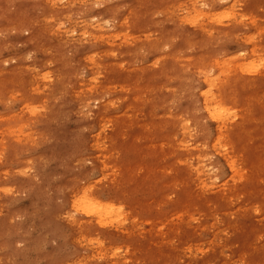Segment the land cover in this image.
I'll return each mask as SVG.
<instances>
[{
    "label": "rangeland",
    "instance_id": "1",
    "mask_svg": "<svg viewBox=\"0 0 264 264\" xmlns=\"http://www.w3.org/2000/svg\"><path fill=\"white\" fill-rule=\"evenodd\" d=\"M188 1L0 0V264H66L90 255L79 250L64 220L56 221L61 242L48 235L35 240L44 230L41 208L89 185L93 198L113 202L126 226L135 228L126 240L106 235L107 243L130 247L137 261L123 246L118 257L125 264H264V0H238L236 13L247 20L236 28L234 21L217 26L205 16L222 13L233 0L197 3L201 15L194 26L184 20L186 13L198 15ZM51 14L62 16L52 29ZM99 18L107 21L101 32L138 39L125 44L122 35L114 42L117 57L105 56L111 47L91 33ZM255 46L258 56L249 58ZM92 59L103 67L96 75ZM228 60L229 69H218L216 62ZM241 62L248 70L258 63L259 73L231 67ZM201 70L218 79L215 92L236 110L223 139L203 108L208 86ZM105 86L115 87L108 92ZM184 142L187 150L179 148ZM198 154L206 187L189 167ZM232 157L245 180L233 181ZM183 209L191 217L181 222L174 212ZM173 215L184 230L175 244H191V254L154 239L160 227L152 233L150 221ZM55 253L51 263L47 257Z\"/></svg>",
    "mask_w": 264,
    "mask_h": 264
},
{
    "label": "bare ground",
    "instance_id": "2",
    "mask_svg": "<svg viewBox=\"0 0 264 264\" xmlns=\"http://www.w3.org/2000/svg\"><path fill=\"white\" fill-rule=\"evenodd\" d=\"M102 1V0H100ZM255 1V0H254ZM163 2V0H162ZM185 2V1H184ZM211 2V1H210ZM238 0H233L232 2V5L226 9L225 11L222 10V13H212V14H205V16L209 19V22L214 24L213 22H215L217 24V26L219 24L223 25L222 23L226 20V21H234V24L233 22L230 24L236 28L238 25L237 24H241L245 19L246 17L243 16V15H239L238 13H236L237 11V7L239 6L238 5ZM183 3V2H182ZM186 3H189V5L192 7L191 9L193 10V12H195L197 14L198 12V15H194L191 14V16L187 17V14L185 15V19L184 20H187L188 22L191 21V25L193 24L194 26V23H198V16L201 15L200 11L198 10V5L197 3H203V4H207L208 1L207 0H189L188 2ZM220 3V2H219ZM221 3H224V2H221ZM255 3H259L258 1L255 2ZM173 3L171 2V5ZM177 4V3H176ZM260 4V3H259ZM175 3L172 5L174 6ZM188 5V4H186ZM197 5V6H196ZM215 5H216V2H215ZM219 5V4H218ZM161 6V5H160ZM183 6H185V4H183ZM223 6V5H222ZM170 7V6H169ZM172 8V7H171ZM186 8V7H185ZM226 8V7H225ZM174 11L176 10L175 8H173ZM171 9V10H173ZM189 10V8L187 9ZM242 10V9H241ZM108 11V10H107ZM111 11V10H110ZM109 11V12H110ZM154 11V10H153ZM161 11V10H160ZM163 11H165L163 9ZM161 11V12H163ZM166 11L167 8H166ZM178 11V10H177ZM180 11V12H179ZM179 14L177 15H180V13L182 12V9L179 10ZM240 11V10H239ZM171 13V11L169 10L168 13ZM183 12H184V9H183ZM186 12V11H185ZM188 12V11H187ZM191 12V11H190ZM50 12L48 11V14ZM153 13V12H152ZM164 13V12H163ZM166 13V12H165ZM173 13V12H172ZM177 13V12H176ZM176 13H173V14H176ZM200 13V14H199ZM252 13V11H251ZM172 14V16H173ZM190 14V13H189ZM105 15V14H104ZM171 15V14H170ZM193 15V16H192ZM140 16V14H139ZM172 16L170 18H172ZM204 16V15H202ZM201 16V17H202ZM181 17V16H180ZM200 17V16H199ZM248 18V17H247ZM141 19V18H139ZM181 19L180 22L183 20ZM192 19V20H191ZM61 20H62V16L61 14H51V16L49 17H46V21H47V25L51 27L52 29V26L53 25H56L59 26V24L61 23ZM177 20V19H176ZM183 20V21H184ZM201 20H205L203 18H201ZM247 20V19H246ZM179 21V20H178ZM183 21L181 23H183ZM208 21V20H207ZM105 21L104 19H101L99 18L98 20V23L92 27V31L91 33L95 35V39L96 40H99L101 42H103L106 46H110L111 47V50L109 53H107L105 56H109V57H112V58H115L117 57V45L116 43V39H119L122 35L125 34V32H123L124 34H120V33H115L114 36H112V34H107V33H103L101 32L102 30V25L105 24ZM208 22V23H209ZM121 23H124L122 25H126V29H129V26H128V23H127V20H125V22H121ZM203 23V22H202ZM237 23V24H236ZM247 23V22H246ZM250 23H251V26H253L254 28H258V21L256 18H251L250 19ZM195 24V25H196ZM207 24V23H205ZM215 24V25H216ZM229 24V23H228ZM249 24V23H248ZM247 24V25H248ZM174 25H178V23H174ZM181 25V24H180ZM185 25V23H184ZM186 25H187V22H186ZM190 25V26H191ZM202 25V26H201ZM199 27L196 26V27H199L203 32L204 31H209L208 28L209 26L208 25H205L203 26V24H201ZM47 26V28H48ZM119 26V25H118ZM224 26V25H223ZM222 26V27H223ZM229 26V25H228ZM185 27V26H184ZM192 27V26H191ZM230 27V26H229ZM138 28V27H137ZM137 28L136 30L134 29V31H137ZM213 28V27H212ZM216 28V27H215ZM228 28V27H227ZM242 29H244L245 27H242ZM247 28V27H246ZM251 28V27H250ZM59 29V28H58ZM199 29V30H200ZM226 29V28H225ZM234 29V28H233ZM56 30V29H55ZM217 30V29H216ZM241 30V29H239ZM238 30V31H239ZM252 30V29H251ZM250 30V31H251ZM59 32L61 30H58ZM65 31V34L68 38V32L69 30H64ZM63 31V32H64ZM73 31H78L77 28L73 29ZM128 31V30H127ZM175 31H176V28H175ZM174 31V32H175ZM194 31V30H193ZM221 31V30H219ZM224 31V30H222ZM228 31H230V34L229 36L233 35L231 33V27L230 29L228 28ZM245 31V30H244ZM243 31V32H244ZM255 31V30H254ZM62 32V31H61ZM216 32V31H215ZM226 32V31H225ZM225 32H223L225 34ZM237 32V30H236ZM263 32V31H261ZM127 33V32H126ZM170 33V32H169ZM213 33V32H212ZM218 33V31H217ZM64 33L62 35H65ZM84 34V33H83ZM173 31H172V35H169L170 37L173 36ZM206 34V33H205ZM219 34V33H218ZM240 34V33H238ZM59 35V34H58ZM57 35V36H58ZM211 34H209L210 36ZM226 35V34H225ZM237 35V34H236ZM263 35V34H262ZM61 36V35H59ZM143 36V35H142ZM165 36V34H164ZM168 36V37H169ZM207 36H208V33H207ZM222 36V35H221ZM228 36V33L227 35ZM252 36V35H251ZM62 37V36H61ZM123 37L124 38V42L125 44H127L128 41L132 40L133 42L136 41L138 38L137 37H132V35H124ZM163 37V36H162ZM167 37V38H168ZM169 37V38H170ZM174 37V36H173ZM211 37V36H210ZM235 37V36H234ZM263 37V36H262ZM165 38V37H164ZM236 38V37H235ZM166 39V38H165ZM171 39V38H170ZM201 39V38H200ZM248 39H252V37H248ZM146 40V39H145ZM144 40V41H145ZM143 41V39L141 40ZM250 41V42H251ZM164 42V41H163ZM129 44V43H128ZM249 44V43H248ZM132 45V44H131ZM251 45V44H250ZM109 47V48H110ZM127 47V46H125ZM135 47V46H134ZM137 47V46H136ZM256 47V46H255ZM121 50V49H120ZM119 50V51H120ZM123 51V50H122ZM121 51V52H122ZM260 50L256 47V48H253L252 52H251V56L249 58H255L257 57L258 55H256L255 53L259 52ZM126 54V51L123 52V54ZM125 55H123L124 57ZM167 58V57H166ZM171 59V57H169ZM203 58V57H202ZM238 58V57H237ZM179 60V59H178ZM237 60V59H236ZM240 60V59H239ZM187 61V60H186ZM190 61V59L188 60ZM213 61V60H212ZM231 60H228V61H225V63H221L219 64V62L217 63L216 62V65L217 67H219L218 69L220 70H224L225 68L229 69V65H231L230 63ZM179 62V61H178ZM181 62V61H180ZM184 62V61H183ZM175 63V62H174ZM186 64V63H185ZM189 64V63H188ZM191 64H193L191 62ZM174 65V64H173ZM90 66H91V70L94 72V75L97 74L98 71H101V68H103L99 63H97L95 61V59H92L91 63H90ZM166 66V65H164ZM250 68L248 70L247 66L244 65L243 62L241 63H236L235 65H232L231 67L233 68H236V69H239L240 71H244V73L246 71H250L251 73H259V68H260V65L258 63H251L250 64ZM116 67V66H115ZM123 67V66H122ZM210 68V67H209ZM212 68V67H211ZM119 69V68H118ZM117 69V70H118ZM214 69V67H213ZM177 70V69H176ZM167 71V70H166ZM199 71V70H198ZM124 72V71H123ZM203 75H204V78H205V83L207 84L208 86V89H206V91L202 92L201 93V96L203 98V108L205 109L206 113L208 114V116L218 125V135L220 136V139H223V135H222V131L227 127V125L229 124V120L233 118V116L235 115L236 113V110L235 108L229 106V105H226L224 101H222V99L220 98V96L217 95V93L215 92V87L218 85V83L216 81H218V79H213L211 76H208V74L206 72H203L202 70L200 71ZM237 72V71H236ZM122 73V71L120 72ZM125 74V73H124ZM221 74V73H220ZM231 76V74H230ZM241 76V75H240ZM239 76V77H240ZM121 77V76H119ZM259 77V75H258ZM229 79V78H228ZM261 79V78H260ZM116 80V79H115ZM117 81V80H116ZM115 81V82H116ZM93 82H95V84H93L92 86V90L91 91H94L96 89L95 85L98 84L96 80H94ZM113 80L110 82L112 83ZM122 82V80H121ZM108 82H106L107 84ZM114 83V82H113ZM82 85V84H81ZM80 85V86H81ZM227 85V84H226ZM230 85V84H229ZM206 86V85H205ZM224 86V85H223ZM234 86V85H233ZM115 86H105L104 89L106 88V90L108 92H110L111 90L114 89ZM40 88V87H39ZM223 89V88H222ZM223 91V90H222ZM223 93V92H222ZM225 98V97H224ZM233 106V104H231ZM243 105V103H242ZM101 110L104 111L107 107V105H101ZM99 107V108H100ZM235 107H238V106H235ZM179 119V118H178ZM177 124V123H176ZM177 126V125H176ZM179 144V143H178ZM177 144V145H178ZM179 148H182L184 150H187L188 148V143L187 142H184V143H181L180 147ZM201 153V152H200ZM203 154V153H202ZM202 154H198L197 157L195 158V166H189L191 171H193L196 176H197V179H198V183L200 185H202V187H206L207 184L206 182H204L202 180V176L204 175L203 172H204V168L202 166V162L204 161L203 160V156ZM229 164V167L232 168V170L235 172L234 174V178H233V181L236 180V179H244L246 177L245 175V171L244 170H241V171H238L237 170V159H235V157H232L230 162H228ZM246 170V169H245ZM232 172V171H231ZM211 177V176H210ZM208 178V177H207ZM204 180L206 178H203ZM247 179V178H246ZM252 180V178H249ZM245 180V179H244ZM232 181V179H231ZM195 182V180H194ZM208 183V181H207ZM186 185V184H185ZM225 185V184H224ZM228 186V185H226ZM232 186V185H231ZM86 187L84 186H81L79 187L78 189H74L73 191H71L70 189L68 191L65 192V195H64V201L63 202H60L59 200L55 201L53 204H51V202L45 204L41 210H40V214H39V217H38V224H41L44 228V230H41L38 235L36 236L35 240H38V243H41L45 240H47L46 236H52L55 237L56 239H58L59 242H61L63 239V231H62V228L56 224V221L57 220H64L67 222V224L75 231V239H74V242H76V245L77 247L79 248V250L83 251V252H90V255H81V256H78L76 260H74L73 262H70V263H66V264H93L95 262V260L98 258L100 259L102 262H104V264H125V261H123L124 259H121V257L119 258L118 257V254H119V249H121L123 246H124V252L125 254L128 256L129 259H132L133 262L137 261L135 258H133V253H131L132 251H130V247L128 245H113L111 243H107V242H110L107 238L106 235L108 234H115L116 236H119V237H123L124 239L123 240H126L127 238H131L130 236L134 233L135 231V228L132 227L129 228L126 226V223L124 222V220L126 219L124 216H123V210H121V208H118L113 202H102V201H99L98 199L96 198H93L92 195L90 194V188H92V186L89 185V187H87V189H85ZM209 188H207L208 190ZM224 189V188H223ZM223 189H222V194H223ZM197 190V189H196ZM200 190V189H199ZM203 190V189H202ZM212 190V188H211ZM234 190V189H233ZM204 191V190H203ZM229 191V188L228 190ZM201 192V191H200ZM199 192V193H200ZM220 192V191H219ZM218 192V193H219ZM92 193H94V191H92ZM205 192L201 193L200 195L204 194ZM208 193V192H207ZM229 193V192H228ZM231 193V192H230ZM237 193V192H236ZM263 193V192H262ZM225 194V193H224ZM239 194V193H238ZM228 195V194H227ZM230 195V194H229ZM228 195V196H229ZM233 195V194H231ZM226 196V195H225ZM236 196V195H233V197ZM199 196H197L198 198ZM227 197V196H226ZM59 198H60V195H59ZM188 198V197H187ZM200 198V197H199ZM218 198V197H217ZM224 198V197H223ZM221 198H219L220 200ZM233 199V198H232ZM222 202V201H221ZM69 203V210L66 211V208H68V204ZM51 204V205H50ZM184 205V204H182ZM186 206V205H185ZM196 206V205H195ZM197 207V206H196ZM188 208V207H187ZM185 208V209H187ZM181 209V208H180ZM181 210V211H178L179 208H178V212L175 211L174 212V215L176 216V218H178L179 220H181L182 222V219L184 221V218L186 217H191V214H190V210L187 211V210ZM194 210V209H193ZM210 211V209H209ZM196 212V211H195ZM198 212V211H197ZM196 212V213H197ZM200 212V211H199ZM211 212V211H210ZM209 212V213H210ZM172 214V213H171ZM194 214V212H193ZM213 214V213H212ZM173 216H170L169 218L167 216H164L163 218L164 219H156V220H151L150 222H155V225H150L151 226V232H155V229L157 227H160V230L158 231V234L156 236V240H158L159 242L157 243V245L161 244H168L169 245H172V251H174L175 253H177L178 251L182 252L183 254H191V249H192V245L188 244L186 242V244H188L187 246L185 247H180V246H176L175 244V239H177V242H179V232H180V227L177 226L176 224H173L172 220L173 219L172 217ZM202 215V214H201ZM206 215V214H205ZM200 216V215H199ZM210 216V215H209ZM214 216V214H213ZM209 218V217H208ZM188 220H191V219H188ZM178 221V220H177ZM184 223V222H183ZM180 224V223H179ZM178 224V225H179ZM188 224V223H187ZM184 226V225H183ZM168 229V232H164L163 230L161 229ZM166 229V230H167ZM183 229V228H182ZM181 229V230H182ZM184 231V230H183ZM181 231V232H183ZM180 232V233H181ZM176 236H178L179 238H175ZM218 237V236H217ZM175 238V239H174ZM215 238V237H214ZM189 240V238H187ZM186 239V241H187ZM217 240V238H215ZM181 241V240H180ZM215 241V240H214ZM218 241V240H217ZM35 243H37V241H35ZM156 243V242H155ZM192 243V242H191ZM215 244V243H213ZM156 245V246H157ZM219 244L215 245L218 247ZM160 246V245H159ZM195 246V244H194ZM247 247V246H246ZM162 248V247H161ZM160 248V249H161ZM215 248V247H214ZM169 249V248H168ZM194 250V249H192ZM162 252V250L160 251ZM193 252V251H192ZM165 253V252H164ZM167 253V252H166ZM181 254V253H180ZM18 259H20V254H16ZM176 255V254H175ZM181 256H184V255H180ZM56 257V253L55 254H52L50 256H48L47 258L50 260V262L52 263L53 259ZM168 257V256H167ZM190 257V255H189ZM176 258L178 259V257L176 256ZM184 258V257H182ZM176 259V260H177ZM178 261V260H177ZM191 262L193 260H190ZM188 263V262H187ZM193 264V263H192ZM258 264V263H256Z\"/></svg>",
    "mask_w": 264,
    "mask_h": 264
}]
</instances>
